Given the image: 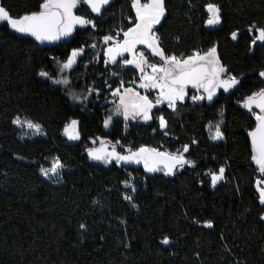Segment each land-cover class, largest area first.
Wrapping results in <instances>:
<instances>
[{
  "label": "trees",
  "instance_id": "1",
  "mask_svg": "<svg viewBox=\"0 0 264 264\" xmlns=\"http://www.w3.org/2000/svg\"><path fill=\"white\" fill-rule=\"evenodd\" d=\"M208 2L221 7L218 28L204 23ZM39 3L0 0L13 16L36 10ZM165 3L166 18L157 30L166 52L187 56L217 44L222 63L241 84L212 103L187 101L175 112L160 105L150 123L118 121L110 133L104 132L103 121L111 104L103 102L121 81L131 87L139 74L119 63L105 66L99 49L104 35L129 26L130 0H112L99 17L82 4L77 14L95 19L96 28L78 27L54 47L0 26V264H264V205L255 187L261 177L247 137L254 119L241 106L244 97L264 87L258 75L264 70V45L257 42L250 49L247 31L251 24L264 26V0ZM237 29L239 38L233 41L230 33ZM76 47L85 51L71 71L70 86L84 94L95 88L99 95L94 92L74 105L64 89L38 73L44 69L57 76V61ZM160 115L167 120L168 135L159 128ZM17 117L40 123L45 136L21 138L12 123ZM72 119L79 121L78 144L63 136ZM221 120L225 139L212 142L208 126ZM97 137L112 144L119 140L124 149L146 145L174 152L190 144L186 156L196 166L166 177L148 176L142 167L94 165L86 148ZM56 157L65 164L60 183L40 174ZM221 166L225 179L213 187L206 173ZM131 178L132 203L123 198ZM207 221L213 227H205ZM164 236L169 245L160 243Z\"/></svg>",
  "mask_w": 264,
  "mask_h": 264
},
{
  "label": "snow or ice",
  "instance_id": "2",
  "mask_svg": "<svg viewBox=\"0 0 264 264\" xmlns=\"http://www.w3.org/2000/svg\"><path fill=\"white\" fill-rule=\"evenodd\" d=\"M82 4L87 5L91 13L99 17L105 6L110 4V0H40L36 10L18 16L11 15L10 11L0 4V22H6V26L13 32L31 37L40 44L67 41L78 27L91 26L95 29L97 26L95 19L77 14ZM130 8L134 16L128 18L129 26L126 30L122 28L115 34L103 36L102 42L105 45L103 62L105 66L118 63L122 67L131 66L139 74L138 81H131V87H125L124 81H121L120 85L111 91L114 109L103 121L105 128L112 124L113 116H122L125 122L137 119L144 122L151 121L153 109H157L160 105L166 104L175 112L178 104L183 103L189 96L190 89L196 93L191 95L193 103L201 101L211 103L221 90L228 93L241 84V79L229 72L222 63L217 44H213L206 51L194 50L187 56H177L175 53L166 52L157 30L166 18L165 0H130ZM204 11L207 14V19L204 21L206 26L213 27L222 23L219 4L208 2L204 5ZM247 31L251 36L250 49H254L257 42L264 45V26L251 24ZM230 38L237 41L239 29L232 31ZM90 47L96 48L97 45L93 43ZM84 51L83 47L73 48L65 60L57 61V71L61 74L59 78L44 69L40 70L38 75L55 85L67 87L71 81L63 73L73 69ZM258 75L264 79V70H261ZM140 90H143V93ZM87 92L89 95L94 92L99 95L95 88L87 89ZM152 92H155L154 97L151 96ZM69 95L74 102L78 103H84L88 99V96L78 95L75 92H70ZM241 106L254 119V126L247 130V137L250 142L251 161L261 177L256 180L255 187L259 194V203L264 205V87L244 97ZM157 119L159 128L165 130L164 135H168L166 131L168 123L164 115H160ZM12 123L23 129L21 138L44 134L43 126L38 122L21 120L17 117ZM222 123L221 120L215 125H209L211 140L225 139L221 129ZM78 126V120H70L64 126L63 134L69 140H80ZM213 128L214 131H212ZM97 141L100 147L86 148L87 157L105 165L112 164L113 161L117 165L142 164L145 172H162L165 176L174 175L177 170L183 169L186 165L196 166L195 162L186 156L190 151V144H184L172 152L146 145L135 149L132 147L124 149L119 140L110 144L99 137L92 141L93 145ZM191 143L196 144L197 141L192 140ZM118 146L121 150H118ZM64 168L65 164L56 157L50 167L40 168V174L53 183H60ZM225 172V167L221 166L218 171L209 170L206 175L210 176L211 185L215 187L218 182L225 179ZM125 186L132 192L136 191L135 187L127 181ZM123 198L130 203L133 202L131 195H125ZM133 207H136L134 203ZM260 219L264 220V215H261ZM204 226L211 228L213 224L207 221ZM79 227L86 229L87 226L81 223ZM160 243L169 245L171 240L168 236H164Z\"/></svg>",
  "mask_w": 264,
  "mask_h": 264
},
{
  "label": "rangeland",
  "instance_id": "3",
  "mask_svg": "<svg viewBox=\"0 0 264 264\" xmlns=\"http://www.w3.org/2000/svg\"><path fill=\"white\" fill-rule=\"evenodd\" d=\"M4 24H6V22H0V26H2V25H4ZM105 47V45L102 43L101 44V46H100V49L99 50H101V52H103V48ZM83 56V55H82ZM81 56V57H82ZM80 57V58H81ZM79 59V58H78ZM150 59H154V58H152V57H150ZM128 67H131V66H128ZM75 68V65H74V67H73V69ZM132 68V67H131ZM72 69V70H73ZM71 70V71H72ZM71 71H65L64 73H63V75L64 76H67L68 78H69V80L71 81ZM58 72V71H57ZM61 74L58 72L57 73V78H59V76H60ZM43 80H45V81H49L51 84H52V86L53 87H58V88H62V89H64L65 91H66V96L69 98V100L74 104V105H77V104H80V103H78V102H74L73 100H72V98H71V96L69 95V93L70 92H75L76 94H78V95H83V96H90L89 94H84V93H82V92H79L78 90H75V89H73V88H71V83H70V85H68L67 87H65V86H63V85H55V84H53L50 80H46L45 78H42ZM239 86V85H238ZM235 89H233L232 91H234ZM142 93H143V90H140ZM232 91H230V92H228V93H225V92H223V90H221L218 94H217V96L214 98V100L220 95V94H230ZM194 94H196L195 93V91L194 90H189V96L185 99V101L183 102V103H185V102H187V101H192L191 100V95H194ZM151 96L152 97H154L155 96V92H152L151 93ZM113 97H111L110 99H107L105 102H103V105H106V104H111V109L109 110V112H108V115H110L111 113H112V110L114 109V104L112 103V101H113ZM213 100V101H214ZM209 103V102H208ZM212 103V102H211ZM166 105V104H165ZM154 110V109H153ZM107 118V117H106ZM20 119L21 120H30V119H28V118H24V117H20ZM118 121H122L123 123H137V122H140V123H143V124H146V123H150L151 121H148V122H144L143 120H140V119H137V120H129V121H127V122H125L124 120H123V117L122 116H113V122H112V124L108 127V128H105L104 126H103V128H104V132L105 133H110L111 132V130L113 129V127H114V125H115V123L116 122H118ZM216 123H214V124H210V125H215ZM16 126V128L19 130V132H20V134H21V136H22V132H23V129H21L20 127H18L17 125H15ZM222 126H223V123L221 124V129H222ZM79 127V126H78ZM212 131H214V128L212 129ZM44 132V131H43ZM208 134H209V138H210V130H209V126H208ZM45 136V132H44V134H42V135H39V136H35V135H33V136H25L23 139H36V138H40V137H44ZM63 136H64V138H66L67 139V141L69 142V143H71V144H78V143H80L81 142V139L82 138H80V140H76V141H73V140H69L64 134H63ZM80 137H81V134H80ZM101 140H105V139H103L102 137H99ZM94 139H92L91 141H90V144H91V146H89V147H100V143H99V141H97V143L95 144V145H93V143H92V141H93ZM211 140V139H210ZM105 141H107V140H105ZM212 142H220V141H213V140H211ZM107 142H109V141H107ZM110 143V142H109ZM110 144H112V143H110ZM118 150H121L120 148H119V146H118ZM86 155H87V152H86ZM54 159H52L51 161H49V167L51 166V163H52V161H53ZM89 160V162L91 163V164H94V165H98V166H103V167H110V166H112V165H117L116 163H115V161H113V163L112 164H108V165H105V164H102V163H100V162H97V161H92V160H90V159H88ZM118 167H125V168H128V167H136V168H140V167H142L143 168V165L142 164H123V163H121V164H119V165H117ZM187 166V165H186ZM185 166V167H186ZM144 169V168H143ZM64 170L65 169H63L62 170V173L64 172ZM179 170H181V169H179ZM179 170H177L176 172H178ZM154 174H161V175H164L162 172H156V173H148V172H146V175H148V176H150V175H154ZM175 175V174H174ZM174 175H171V176H166V177H173ZM165 176V175H164ZM45 180H47L45 177H43ZM47 181H49V182H51L50 180H47ZM53 183V182H52ZM128 183L129 184H131V185H133L134 187H135V180L133 179V178H131L129 181H128ZM124 187H125V190H126V193H125V195H133V193H135V192H132L131 191V189L129 188V187H126L125 186V184H124ZM136 189V188H135Z\"/></svg>",
  "mask_w": 264,
  "mask_h": 264
},
{
  "label": "water",
  "instance_id": "4",
  "mask_svg": "<svg viewBox=\"0 0 264 264\" xmlns=\"http://www.w3.org/2000/svg\"><path fill=\"white\" fill-rule=\"evenodd\" d=\"M111 1L112 0H110V3H111ZM108 6V5H107ZM107 6H105V8L107 7ZM102 12H103V10H102ZM220 25H216V26H213V27H210V28H212V29H214V28H218ZM31 38V37H30ZM33 41H34V39L33 38H31ZM35 43H37V44H39V45H41V46H44V47H54V46H57L61 41H59V42H55V43H45V44H40V43H38V42H36V41H34Z\"/></svg>",
  "mask_w": 264,
  "mask_h": 264
}]
</instances>
